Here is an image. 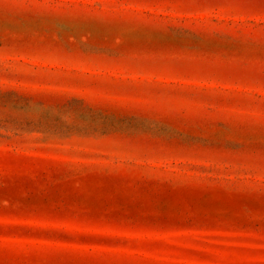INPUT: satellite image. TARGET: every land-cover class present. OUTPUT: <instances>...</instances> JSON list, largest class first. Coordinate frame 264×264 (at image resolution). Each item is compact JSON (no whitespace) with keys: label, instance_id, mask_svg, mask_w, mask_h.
<instances>
[{"label":"rangeland","instance_id":"1","mask_svg":"<svg viewBox=\"0 0 264 264\" xmlns=\"http://www.w3.org/2000/svg\"><path fill=\"white\" fill-rule=\"evenodd\" d=\"M262 76L264 0H0V264H264Z\"/></svg>","mask_w":264,"mask_h":264},{"label":"snow or ice","instance_id":"2","mask_svg":"<svg viewBox=\"0 0 264 264\" xmlns=\"http://www.w3.org/2000/svg\"><path fill=\"white\" fill-rule=\"evenodd\" d=\"M99 6V5H97ZM261 82L264 83V76L261 77Z\"/></svg>","mask_w":264,"mask_h":264}]
</instances>
